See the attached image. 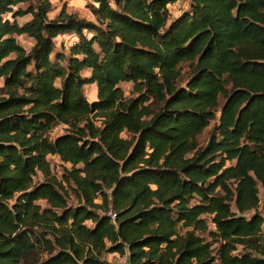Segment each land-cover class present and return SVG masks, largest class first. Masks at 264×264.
Segmentation results:
<instances>
[{
  "label": "trees",
  "instance_id": "16d2710c",
  "mask_svg": "<svg viewBox=\"0 0 264 264\" xmlns=\"http://www.w3.org/2000/svg\"><path fill=\"white\" fill-rule=\"evenodd\" d=\"M179 1L93 0L99 28L0 0V264H264V0H188L171 19Z\"/></svg>",
  "mask_w": 264,
  "mask_h": 264
},
{
  "label": "rangeland",
  "instance_id": "374dc122",
  "mask_svg": "<svg viewBox=\"0 0 264 264\" xmlns=\"http://www.w3.org/2000/svg\"><path fill=\"white\" fill-rule=\"evenodd\" d=\"M52 4V12L48 15L50 20L55 19L61 11H65V13L69 15H74L78 19L85 20L87 22L93 23L96 27L100 26L97 18L94 15V11L97 8V5L93 2V0H50ZM110 3L114 4V0H109ZM19 7L25 8V5H20ZM189 8V1L183 0L179 1L173 5L168 6V10L171 15V19H174L180 16L184 11ZM16 9V8H15ZM11 19V15L8 16ZM29 20V16H25L23 18H19L17 21L20 25L27 22ZM83 33L87 36V38L92 37V33L86 30ZM19 45H21L25 50L29 51L34 44V41L26 36L16 38ZM77 44V38L72 33H67L64 35H59L56 39H54V49L51 55V60L56 62L57 56L67 57L69 55V50L71 47ZM65 65V62L62 63ZM180 78L178 81L179 86H185L187 80L191 75V68L189 67L188 63H184L179 66ZM83 77H89V73L85 72L82 73ZM56 85L59 86V81L56 82ZM120 89L123 92V95L126 99H135L137 94L135 93L134 87L132 83H121L119 85ZM97 89L95 85H87L83 87V95L88 101V103H92L96 100ZM218 117V114H217ZM211 122L209 127H207L197 138L198 145L200 147L204 146L210 137V133L216 124ZM98 126L99 122H95ZM70 128L65 125H58L56 126L50 133V138L54 139L57 136L64 135L68 133ZM47 161L51 165L54 172L57 174L58 177L61 176L64 169H69L70 165L65 164L60 161L58 157L49 156L47 157ZM231 165L230 163L227 166ZM99 203V201H97ZM41 205L44 203L41 202ZM211 228V226H210ZM212 229V228H211ZM104 260L109 264H124L125 258L124 256L121 257L118 254H106L104 255Z\"/></svg>",
  "mask_w": 264,
  "mask_h": 264
},
{
  "label": "built area",
  "instance_id": "2783aa9c",
  "mask_svg": "<svg viewBox=\"0 0 264 264\" xmlns=\"http://www.w3.org/2000/svg\"><path fill=\"white\" fill-rule=\"evenodd\" d=\"M108 216L111 218V220H112L113 222L115 221V218H116V215H115V214H113L112 212H109V213H108ZM124 258H125V262H124V264H128V263H127V257L124 256Z\"/></svg>",
  "mask_w": 264,
  "mask_h": 264
},
{
  "label": "crops",
  "instance_id": "0c3cea01",
  "mask_svg": "<svg viewBox=\"0 0 264 264\" xmlns=\"http://www.w3.org/2000/svg\"><path fill=\"white\" fill-rule=\"evenodd\" d=\"M18 20V19H17ZM27 21H29L28 19H27ZM18 22V21H17ZM19 37H22V36H19ZM18 38V37H17Z\"/></svg>",
  "mask_w": 264,
  "mask_h": 264
}]
</instances>
